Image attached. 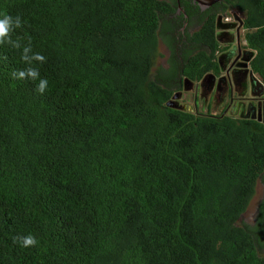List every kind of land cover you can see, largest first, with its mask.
<instances>
[{"label": "trees", "instance_id": "1", "mask_svg": "<svg viewBox=\"0 0 264 264\" xmlns=\"http://www.w3.org/2000/svg\"><path fill=\"white\" fill-rule=\"evenodd\" d=\"M228 1L264 81V0ZM173 2L0 0L49 81L13 79L25 65L0 46V264H264V195L238 225L264 181V122L165 106L218 50L215 17L189 38L204 44H177ZM29 233L36 246L13 242Z\"/></svg>", "mask_w": 264, "mask_h": 264}, {"label": "flooded vegetation", "instance_id": "2", "mask_svg": "<svg viewBox=\"0 0 264 264\" xmlns=\"http://www.w3.org/2000/svg\"><path fill=\"white\" fill-rule=\"evenodd\" d=\"M184 2L187 5L184 6ZM173 3L174 14L169 18L171 23L174 22L171 27L176 30L177 44H186L188 47L204 44L189 38L206 20L215 17L213 44L218 45L212 60L213 67L200 79L188 80L182 75L177 77L171 96L174 106L182 109L191 105L195 114L226 115L250 120L254 117L255 121L260 119L263 122L264 81L251 68L255 53L247 47L244 39V14L228 9V0L217 2L204 10L193 0H183L182 4L181 0H174ZM199 83L204 88L202 97L189 93L191 89L196 90ZM187 95L189 98L181 101Z\"/></svg>", "mask_w": 264, "mask_h": 264}, {"label": "clouds", "instance_id": "3", "mask_svg": "<svg viewBox=\"0 0 264 264\" xmlns=\"http://www.w3.org/2000/svg\"><path fill=\"white\" fill-rule=\"evenodd\" d=\"M23 28L20 16H12L6 11H0V46H7L13 52L19 53L20 61L25 65L23 68L12 72V78L19 81L36 82V91L43 94L48 90L49 81L40 73V66L46 62V57L33 48L32 37L17 34ZM13 242L23 248L37 245L35 235L13 237Z\"/></svg>", "mask_w": 264, "mask_h": 264}, {"label": "rangeland", "instance_id": "4", "mask_svg": "<svg viewBox=\"0 0 264 264\" xmlns=\"http://www.w3.org/2000/svg\"><path fill=\"white\" fill-rule=\"evenodd\" d=\"M168 67H169L168 66V52H167L166 45L162 41H159L158 56L154 64L153 73L156 74L158 71L166 70ZM191 92H193L198 97H202L204 95V88L199 83L197 85L196 90L191 89L189 93ZM188 98H189V95L184 96L183 99H181V101L187 100ZM190 107L191 105L189 107L188 106L183 107L182 110L195 113L194 111L191 110ZM263 194H264V181L263 179H260L258 180L256 184L255 194L253 198L251 199L245 213L239 219L238 225L246 224V225L252 226L256 223V218L258 214V205L260 203V200L263 197Z\"/></svg>", "mask_w": 264, "mask_h": 264}, {"label": "water", "instance_id": "5", "mask_svg": "<svg viewBox=\"0 0 264 264\" xmlns=\"http://www.w3.org/2000/svg\"><path fill=\"white\" fill-rule=\"evenodd\" d=\"M193 1L199 5L201 10H204V9L210 7L211 5H213L217 2H220L222 0H193ZM217 21H219V19ZM173 100H174V98H171L169 101L166 102L165 106L168 108H172V109L182 110L181 108L174 106ZM245 119H247V118H245ZM251 120H256V119L254 117H252ZM257 121L260 122V119H257ZM263 122H264V120H263Z\"/></svg>", "mask_w": 264, "mask_h": 264}]
</instances>
